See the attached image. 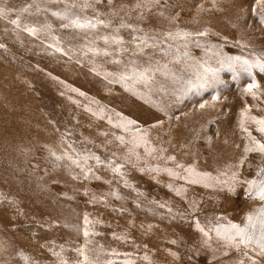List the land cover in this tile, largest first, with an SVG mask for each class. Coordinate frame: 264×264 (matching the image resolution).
<instances>
[{
	"label": "rangeland",
	"instance_id": "rangeland-1",
	"mask_svg": "<svg viewBox=\"0 0 264 264\" xmlns=\"http://www.w3.org/2000/svg\"><path fill=\"white\" fill-rule=\"evenodd\" d=\"M84 3L0 0V264H264V0Z\"/></svg>",
	"mask_w": 264,
	"mask_h": 264
},
{
	"label": "snow or ice",
	"instance_id": "snow-or-ice-1",
	"mask_svg": "<svg viewBox=\"0 0 264 264\" xmlns=\"http://www.w3.org/2000/svg\"><path fill=\"white\" fill-rule=\"evenodd\" d=\"M97 2H98V0H97ZM259 2H260V0H257V3H259ZM89 6L90 5L87 3V0H85V3L82 7L86 8ZM28 7H30V6H28ZM28 7H25L24 9H22V11L27 12ZM73 7H75V4H73ZM137 7H139V5H137ZM9 11H11V9H9ZM4 14H5V9L3 7H0V16H2ZM53 15H60V13H53ZM12 23L17 24L18 20H13ZM98 24H104V21L96 20L95 22H93L91 20H88L87 18H84L83 20H81L80 18L77 17V18L70 19V24L64 25V27L72 26V27H75L78 29H95ZM26 30L32 34H35V32H36L35 28H28ZM168 35L171 36L170 33ZM176 35L177 36H181V35L182 36H190L191 33L184 32V33H177ZM198 35H204V33H198ZM103 39L107 43L109 40V37H103ZM111 39H112L113 43H117V44L122 43V40L119 37H112ZM57 51H60V49L57 48ZM89 51L98 52L100 50L89 49ZM103 55H108V53L105 51V52H103ZM185 55H187V54L185 53ZM231 59L232 58H229V60H231ZM118 79L121 81L137 80V79L146 81L147 77H146L145 72H136L135 70H133L131 75L120 74ZM256 87H257V84L253 80V82L248 85V87L245 89V91L251 92L252 89H254ZM214 99H215V97H214ZM204 106L205 105H203V104L200 105L201 108H203ZM247 111H248L247 108H245L241 112V120H240L241 129L243 131L247 132V128H245V119H247V120L252 121L257 126V131H259L261 134H264V118L247 116L246 115ZM128 123L132 124L135 122L134 121H128ZM253 144H254V147L253 148L246 147L245 152L257 151L260 153H264V143H261L260 141L253 139ZM57 158L59 159V157H57ZM178 167H180V166L178 165ZM168 171H169V174L171 175L172 174L171 170H168ZM187 171H191V169H187ZM202 175L205 177L208 176L207 173H204ZM235 175L236 174L234 173L233 177H232L233 179H235ZM257 175L261 177L259 180H248V181H246V183L248 184L247 190L249 191L250 194H253L254 196L258 197L259 200L264 201V168H262L260 170V172L257 173ZM191 182L196 183L197 181L193 180ZM229 227H230V230H233L235 232V235L226 234L225 239H227L229 242L238 239L239 244L236 245L237 247L239 245H244L245 247H247L248 244L255 242L260 249V255L264 256V209L260 210V214L258 216L249 215L247 217V225L244 228H241L240 226H238L236 224H231ZM201 231H203V229H201ZM257 231L259 232L258 237L256 234ZM84 235L87 236L88 232L85 231ZM205 235H207V233H205ZM79 251H80L81 255H84L82 249ZM245 255H247V253H245ZM145 259H147V257H145ZM62 264H67V262H62ZM78 264H80V262H78ZM83 264H92V262L89 261L88 258L85 256ZM241 264H243L242 261H241ZM254 264H255V262H254Z\"/></svg>",
	"mask_w": 264,
	"mask_h": 264
}]
</instances>
